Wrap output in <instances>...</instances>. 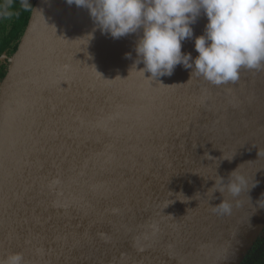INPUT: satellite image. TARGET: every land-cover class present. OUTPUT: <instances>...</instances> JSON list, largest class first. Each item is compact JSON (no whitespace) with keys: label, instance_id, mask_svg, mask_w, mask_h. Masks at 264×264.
<instances>
[{"label":"water","instance_id":"95a60500","mask_svg":"<svg viewBox=\"0 0 264 264\" xmlns=\"http://www.w3.org/2000/svg\"><path fill=\"white\" fill-rule=\"evenodd\" d=\"M55 3L37 0L0 88V259L242 264L264 233V71L150 79L142 32L114 39ZM236 168L238 196L208 190Z\"/></svg>","mask_w":264,"mask_h":264},{"label":"clouds","instance_id":"9594fccd","mask_svg":"<svg viewBox=\"0 0 264 264\" xmlns=\"http://www.w3.org/2000/svg\"><path fill=\"white\" fill-rule=\"evenodd\" d=\"M66 2L87 9L101 33L114 39L142 32L135 45L137 59L134 65L143 63L144 67L138 72L144 77L146 72L151 74L150 79L171 76L176 66L182 65L185 69H192L190 79L196 76L220 87L237 83L242 70L264 71V0ZM30 10H33L30 0H0V21ZM201 15L206 16L208 22L204 33L194 39L198 56L193 58L191 53L182 52V42L193 38L192 25ZM89 35L92 38V34ZM246 185L247 178L236 168L226 177L217 175L208 190L212 194L227 192L236 197ZM213 211L230 213L231 202L221 199ZM0 264H25V261L23 254L17 252L0 259Z\"/></svg>","mask_w":264,"mask_h":264},{"label":"trees","instance_id":"16d2710c","mask_svg":"<svg viewBox=\"0 0 264 264\" xmlns=\"http://www.w3.org/2000/svg\"><path fill=\"white\" fill-rule=\"evenodd\" d=\"M35 1L36 0H30L32 7ZM31 11L32 10L27 11L25 16L20 14V19L16 22L17 29L15 33L0 43V88L3 80L8 74L11 60L15 56L26 31ZM3 23V21H0V28ZM242 264H264V233L262 237L258 239Z\"/></svg>","mask_w":264,"mask_h":264},{"label":"rangeland","instance_id":"374dc122","mask_svg":"<svg viewBox=\"0 0 264 264\" xmlns=\"http://www.w3.org/2000/svg\"><path fill=\"white\" fill-rule=\"evenodd\" d=\"M31 13L28 19V22L30 20ZM14 18L8 20L7 22H4V24L0 28V43H2L5 39L10 37L12 34L16 31V23L13 21Z\"/></svg>","mask_w":264,"mask_h":264},{"label":"bare ground","instance_id":"6f19581e","mask_svg":"<svg viewBox=\"0 0 264 264\" xmlns=\"http://www.w3.org/2000/svg\"><path fill=\"white\" fill-rule=\"evenodd\" d=\"M55 4L58 6V9L60 8V9H63V10L70 9V8H73V7L76 6L75 4H73L71 6L68 5L66 0H56Z\"/></svg>","mask_w":264,"mask_h":264},{"label":"flooded vegetation","instance_id":"af4514ba","mask_svg":"<svg viewBox=\"0 0 264 264\" xmlns=\"http://www.w3.org/2000/svg\"><path fill=\"white\" fill-rule=\"evenodd\" d=\"M36 2H37V0L34 2V6H35V4H36ZM34 6H33V9H34ZM17 7H18V4H17ZM33 11V10H32ZM32 11H31V14H32ZM27 12H24V11H22L20 14H22V15H24L25 16V14H26ZM14 19H13V21L16 23L19 19H20V15L18 16V17H13ZM8 20H6V21H3V22H7ZM2 23V22H1ZM4 24V23H3Z\"/></svg>","mask_w":264,"mask_h":264}]
</instances>
